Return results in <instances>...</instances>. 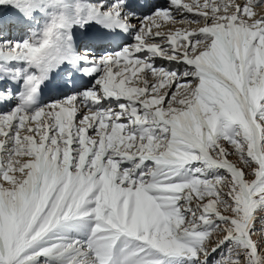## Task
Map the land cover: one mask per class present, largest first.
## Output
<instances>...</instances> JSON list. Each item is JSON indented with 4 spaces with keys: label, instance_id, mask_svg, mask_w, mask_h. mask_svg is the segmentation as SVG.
Instances as JSON below:
<instances>
[{
    "label": "snow or ice",
    "instance_id": "snow-or-ice-1",
    "mask_svg": "<svg viewBox=\"0 0 264 264\" xmlns=\"http://www.w3.org/2000/svg\"><path fill=\"white\" fill-rule=\"evenodd\" d=\"M0 264H264V0H0Z\"/></svg>",
    "mask_w": 264,
    "mask_h": 264
},
{
    "label": "rangeland",
    "instance_id": "rangeland-1",
    "mask_svg": "<svg viewBox=\"0 0 264 264\" xmlns=\"http://www.w3.org/2000/svg\"><path fill=\"white\" fill-rule=\"evenodd\" d=\"M185 2H191V0H185ZM258 227H259V225H258Z\"/></svg>",
    "mask_w": 264,
    "mask_h": 264
},
{
    "label": "bare ground",
    "instance_id": "bare-ground-1",
    "mask_svg": "<svg viewBox=\"0 0 264 264\" xmlns=\"http://www.w3.org/2000/svg\"><path fill=\"white\" fill-rule=\"evenodd\" d=\"M161 2L163 3V2H164V0H161ZM189 15H191V14H189Z\"/></svg>",
    "mask_w": 264,
    "mask_h": 264
}]
</instances>
